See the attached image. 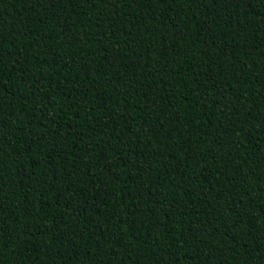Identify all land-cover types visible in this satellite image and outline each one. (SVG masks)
<instances>
[{
    "label": "trees",
    "instance_id": "1",
    "mask_svg": "<svg viewBox=\"0 0 264 264\" xmlns=\"http://www.w3.org/2000/svg\"><path fill=\"white\" fill-rule=\"evenodd\" d=\"M0 264H264V0H0Z\"/></svg>",
    "mask_w": 264,
    "mask_h": 264
}]
</instances>
